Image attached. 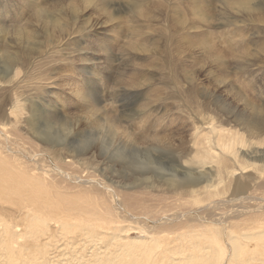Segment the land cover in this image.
Returning a JSON list of instances; mask_svg holds the SVG:
<instances>
[{"label":"rangeland","instance_id":"374dc122","mask_svg":"<svg viewBox=\"0 0 264 264\" xmlns=\"http://www.w3.org/2000/svg\"><path fill=\"white\" fill-rule=\"evenodd\" d=\"M33 1L43 3L44 13L56 15L62 10L67 17L71 16L68 6L74 2L0 0V29L7 28V34L0 36L1 48L6 47L12 52L29 49L15 33V29L22 28L30 33L25 41L31 45L42 42L40 49L45 54L38 58L34 66H19L17 70L16 67L12 70L11 61L0 52V77L4 73L11 76L16 73L18 78L15 77L18 81L13 79V85L4 87L3 84L0 87V104L4 105L9 98L11 102H7V108L15 111L9 120L0 113V125L19 129L21 135L14 136L1 130L3 149L7 142L6 146L11 150L5 148L8 151L6 154L21 156H18L21 158L18 161L26 168L28 165L36 168V174L47 177L46 182L55 186L53 188L86 192L99 204L102 214L110 212L113 217L112 223L106 226L107 230H98V237L95 233L92 241L85 239L83 234L86 232L66 235L58 223L52 222V241L43 258L46 264H94L98 258L94 252L100 255L106 250L119 255L125 248L116 247V238L139 243L136 240L147 242V238L154 236L156 241L165 245L170 243L172 232L210 223L207 221L210 216L217 218L219 214L227 213L230 217L241 214L243 207H258L260 201L256 198L228 202L232 192L230 183H233L229 180L221 183V178L216 179L218 184L221 183L216 192L220 191L224 202L211 208H202L204 202L195 205L193 197L170 193L162 181L165 180L163 177L176 174L182 179L183 174H179L181 165L193 158L192 139L196 127L197 131L203 130L199 128L202 123L218 129H242L240 123L244 119L255 117L264 120L263 116L249 109L242 98L252 99L253 104L264 108V23L256 20L253 26H248L241 16L244 13L237 14L235 6L226 11L218 7L214 23L207 25L191 16L190 0H117L121 4L116 6V13H112L113 22L104 23V11L87 9L80 19L68 25L67 31L81 30L88 26V20L98 18L93 30L73 34V38L67 40L58 53H46L53 51L49 47L54 45V41L57 40L55 45H59L62 35L48 24L44 25L41 17L36 16L37 9L31 6ZM249 1L264 9V0ZM135 3L139 8H134ZM219 4L223 5V0ZM82 6L77 14H81ZM154 15L157 18L145 17ZM179 15L200 27L182 33L190 35L191 41L180 40L182 34L176 33L179 28L172 18ZM162 18L163 21L159 22ZM47 31L48 38H44ZM208 34L210 46L219 51L222 63H217L216 55L205 52L203 39ZM172 36L176 38V43L172 42ZM141 48L153 51L146 52ZM77 49H82L80 54L73 52ZM165 50L169 54H164ZM154 51L155 54H152ZM218 80H225L227 84L220 85ZM0 82L3 81L0 79ZM81 89L86 96L84 100L77 95ZM107 117L110 120L120 119L122 126L133 133L141 149L136 150L131 145L120 147L125 144L118 142V135L112 130V122ZM28 119L39 134L54 137L56 140L53 143L57 146L52 148L32 136L29 124L24 122ZM155 136L161 143L154 142ZM5 138L7 141L4 142ZM62 139L66 142L63 145ZM164 142L170 144L163 145ZM258 148L264 151V145ZM67 149L79 156L65 158ZM242 152L250 153L252 150L245 148ZM242 152H238L236 158L232 157L230 170L238 169L242 160L262 164L261 160ZM185 165L188 166V163ZM256 169L251 167L249 172L242 171L243 174L238 170L235 177L245 181L244 177L258 176L259 173L261 178L253 189L261 197L264 196V173L261 166L259 171ZM142 177L148 178V186L135 187L137 178ZM127 194L132 195V202L145 200V205L132 204L131 201L126 205L123 200ZM12 200L9 196L0 202L3 220L5 217L12 221L4 212L5 206L12 209ZM261 209L264 211V208ZM179 211L185 213L184 218L178 216ZM241 215L240 219L232 220H243ZM197 219L201 220L198 222ZM214 225L223 233V241H226L230 251L226 237L227 223ZM116 229L122 230L117 232Z\"/></svg>","mask_w":264,"mask_h":264},{"label":"bare ground","instance_id":"6f19581e","mask_svg":"<svg viewBox=\"0 0 264 264\" xmlns=\"http://www.w3.org/2000/svg\"><path fill=\"white\" fill-rule=\"evenodd\" d=\"M72 1L74 2L68 6V9L71 12V16L69 17H67V14L62 10L57 11L56 15H53V13H44L45 6L43 3L37 1L31 3V6L37 9L36 16L41 17L42 23L53 27L57 30V34L62 35V39L58 41L59 45H55L57 40L54 41V45L49 47V49L53 51H48L46 53H58L62 50L60 47L63 46L67 40L71 39L73 34L80 35L93 30V26L97 24L98 18L95 20H88V26L81 30L73 33L67 31L68 25H70L72 21L80 19L82 13L86 12L87 9L98 12L104 11V16L106 18V22L104 23H111L114 20V15H112V13H116V6L121 4V2L117 0H111L110 2L107 0ZM220 1L221 0H190L188 3L192 9L191 16L196 18L197 21L209 25L214 23L213 20H215L214 17L217 15L218 7L226 11L228 10L227 8L235 6L234 9H236L237 14L241 15L244 13V15L241 16H243V22L248 24V26H253L252 23H255L256 20L258 23H264V9L260 7L259 4H253L249 0H233L231 2L223 0V5H221L219 4ZM81 5H83L82 12L81 14H77ZM165 7L167 6L165 5ZM134 8H139L136 3ZM172 9L173 8L171 7L170 10ZM240 11L242 12L240 13ZM138 13L141 14V10H138ZM145 17L149 19L157 18L155 15L152 17ZM61 20L63 22H61ZM172 20L177 24L176 26L179 28V32L176 33L179 34L193 29L198 30L200 28L195 26V24H190L187 19L181 15L172 18ZM162 21L163 18L159 22ZM4 33L7 34V28L5 27L0 29V36H4ZM15 33L18 34L21 37V40L28 45L29 49H17L15 52H12L6 47L1 48L0 45V52L5 58L11 61L10 65L13 66L12 70L15 67L17 70L19 66L28 68L30 65H36L35 62L38 58L45 55L40 49L43 43L38 42L34 45L28 44V42L25 41L28 40V36H30L27 29H15ZM33 35L34 34H32V36ZM45 36L46 37L44 38H48V31L45 32ZM173 36L171 37V40L176 43L177 40ZM208 36L209 34L205 36V40L203 39L206 45V54L216 55L217 63H222L221 57L218 56L220 55L219 51L210 46V41L207 38ZM182 37L183 38H180V40L191 41L189 40L190 35L182 34ZM81 50L82 49H77L73 50V52L80 54ZM142 50L146 52L153 51L152 49ZM155 52L156 51L152 52V54H155ZM167 52L165 50L163 53L167 55L169 54ZM15 77L16 73L12 76L9 75V73H4L3 76L0 77L3 81L0 82V87L2 88L3 84L4 87L13 85V83H15L13 81L17 78ZM217 82L220 85L227 84L225 80H218ZM77 95L80 100L86 98L82 89L77 91ZM242 98L244 104L247 105L249 109L252 108L253 112L264 117L263 107L253 104L252 99L245 97ZM7 102H11V99L8 98L7 101L5 100L4 105L0 104V113L4 114L2 115L4 116V119L9 120L10 117L15 115V111L7 108ZM108 120L112 122V124L110 123V126L116 135H118V142H123L125 144L124 146L119 145L120 147L131 145L136 150L141 149V145L136 142L137 139L134 138L135 136L133 137V133L131 134L122 126L120 119L110 120L109 118ZM24 122L26 125L29 124V132L32 136L40 139L52 148L57 146L56 143H53L56 140L54 137L51 136L47 138L46 135L39 134L35 127L30 125L29 119ZM240 124H242V129H225L224 127L218 129L214 125H211L210 127L206 122L202 123V126H199V128H202L203 130L197 131L196 127V132L194 133L195 136L192 139L193 144L191 145L193 158L187 162L185 161L183 166L181 165L182 170L179 174H183L182 179L178 178L176 174V176L163 177L165 180L162 181V183L170 193H175L177 196L193 197L192 200L195 205L204 202V206L201 205L202 208L205 206L211 208L224 202L221 193H219L220 191H216L219 189L218 186L223 181L226 182V180H229L233 183H230V185H232V192H229V197L231 198L228 202H232L235 199H237L236 201L238 202H244L256 198V200L260 201L257 208L243 207V211H240V213L242 214V212H244V216L239 214L241 215V219H243L241 221L232 220L240 219L239 215H231L229 217L227 213H224L223 215L218 213L219 217L217 218L216 216H210V218L207 219L210 223H199V226L192 227V229L189 228L185 230L183 228V231L181 229L180 232L179 230L178 232H172L170 243L165 245L160 243V241H156L154 236L147 238V242L136 240L139 243L124 242L122 239L116 238V247L125 249L122 250L119 255L107 250L100 255L94 252V256L98 257L94 264H264V211H260L261 208H264V196H257L254 193L256 190L253 189V186L258 183V180H260L261 177H259V173L258 176L252 174L244 177L245 181H242L240 177H235L238 170H240V173H242V171H245L243 173H246L247 171L249 172V168L251 167L254 169L257 168L256 170H258V167L261 166L264 173V151H261L260 148H258L259 146L264 145V120L253 117L252 119H244ZM206 125L207 132L205 131ZM60 127L62 131H65L63 126L60 125ZM1 130H4V133H11L14 136L20 135L19 129L13 130L8 125L6 126V124L0 127V132H2ZM69 134H67V136ZM200 136L203 137L200 139ZM5 141H7L6 138L4 139V142ZM154 142L161 143V140L155 136ZM6 143L7 142L4 143L3 149V144L0 140V202L4 201L5 197L11 196L13 199L11 202L13 207H11L12 209L5 208L6 206L4 207V212L9 214L12 221L7 220L5 217L3 220L0 215V264H46V261L43 258L48 253L47 249L52 241L50 226L52 222L53 224L58 223L60 229L66 235L72 236L79 232H86L83 234L86 236L85 239L91 241L95 237V233H97L96 237H98V230H107L106 226L112 223L111 219H113V217L110 212L106 215L102 214L99 211V204L91 197V195L86 192L75 193L68 191L69 189L62 191L53 188L55 186H51L46 182L47 177L41 173L36 174V168H30L29 165L26 168L23 163L21 164V162L18 161L21 159L18 158L19 155H13L12 157V155L6 154V152L11 150L10 147L6 146ZM65 143V140L62 139L61 145ZM166 144L170 143L164 142L163 145ZM5 148H9L8 151H6ZM245 148L251 149L252 152H242ZM238 152L250 154L249 157L252 155L255 159L261 160L262 164L260 165L259 163L254 162L247 163L242 160L238 169L230 170L229 163L232 160V157H237ZM72 156L78 157L79 154H74L70 149H67L65 158H71ZM70 161L71 160H67L66 162ZM185 163H188V166L185 165ZM34 170L36 172H33ZM218 178H221V183L219 184L216 180ZM135 183V187L141 188L148 186L147 184L149 183V180L148 178L143 177L140 179L137 178ZM262 185L260 186L264 187V182ZM130 196L132 195H126V198L123 200L125 204L126 202L131 201ZM139 196L143 197L144 195L140 194ZM178 199L180 200L179 197ZM218 201L219 203H217ZM131 203H141V205L144 206L145 200L141 201V199H136L134 202L131 201ZM249 208H252L253 210H250ZM174 212L175 211H173V213ZM202 213H204V211ZM184 214L185 213L180 212L178 216L184 218ZM190 217L193 220V217ZM196 221H198V219ZM164 222H166L165 219ZM180 222L178 223L180 224ZM219 222L227 223L228 225V233L226 237L231 246L230 251L226 241H223V233H221L220 229L215 228L216 226L214 223ZM164 226L167 228V225ZM20 227L23 229L19 230L18 228ZM171 227L174 228V226ZM121 230L122 229H116L117 232H120ZM44 236H46V239ZM42 237L46 241L43 239L42 242ZM159 249H161V251L158 252ZM82 252H84V250Z\"/></svg>","mask_w":264,"mask_h":264}]
</instances>
